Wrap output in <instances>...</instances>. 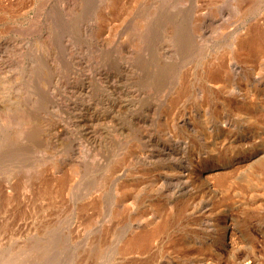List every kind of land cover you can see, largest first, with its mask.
I'll use <instances>...</instances> for the list:
<instances>
[{"label":"rangeland","instance_id":"1","mask_svg":"<svg viewBox=\"0 0 264 264\" xmlns=\"http://www.w3.org/2000/svg\"><path fill=\"white\" fill-rule=\"evenodd\" d=\"M254 25L264 0H0V264H264V51L241 50ZM158 220L160 237L123 251ZM220 221L242 230L213 256Z\"/></svg>","mask_w":264,"mask_h":264},{"label":"bare ground","instance_id":"2","mask_svg":"<svg viewBox=\"0 0 264 264\" xmlns=\"http://www.w3.org/2000/svg\"><path fill=\"white\" fill-rule=\"evenodd\" d=\"M242 40V39H241ZM242 47H241V50L243 51V53L242 54H244L245 55V57L247 58V57H253L254 55L256 56V58L258 57V55H260V54H262L263 53V51H264V27L263 26H259V25H254V26H252L251 28H250V31H249V33H248V35L246 36V38L243 40V42H242ZM17 51V50H16ZM254 56V57H255ZM250 67H252L251 69H252V71H255V69H258L259 68V66L258 65H256V64H254L253 63V66H251L250 65ZM20 68V67H19ZM215 69V68H214ZM13 70V69H12ZM215 71V70H214ZM260 71V70H259ZM216 72V71H215ZM31 75V74H30ZM21 76V75H20ZM215 76V75H214ZM212 77V76H211ZM212 78H214V77H212ZM216 78V77H215ZM46 82V81H45ZM228 82H229V80H228ZM246 87V86H245ZM249 87V86H248ZM255 87V86H254ZM39 88V87H38ZM246 89V88H245ZM254 89V88H253ZM252 88H250V91L251 90H253ZM32 90V89H31ZM243 92V91H242ZM247 93V92H246ZM258 93V92H257ZM12 95V94H11ZM10 95V96H11ZM209 96V95H208ZM251 96V95H250ZM255 96V95H254ZM253 97V96H252ZM257 97V96H256ZM209 98V97H208ZM252 99V98H251ZM207 100V99H206ZM204 103V102H203ZM202 103V104H203ZM207 103V102H206ZM212 103V102H211ZM208 104V103H207ZM251 105V104H250ZM201 107H202V105H200ZM215 107V106H214ZM15 109V108H14ZM203 110V109H202ZM1 111V110H0ZM6 111V110H5ZM11 111V110H10ZM209 111V110H208ZM221 112V111H220ZM10 113V112H9ZM2 114H4V113H2ZM6 114V113H5ZM27 114V113H26ZM25 113H24V115H26ZM211 114V112L209 113V115ZM220 114V113H219ZM1 115V114H0ZM10 114H8L7 116H9ZM30 115V114H29ZM204 115V114H203ZM207 115V114H206ZM222 115V114H221ZM4 116V115H3ZM6 116V115H5ZM211 116V115H210ZM214 116V115H213ZM256 116V115H255ZM21 117H22V115H21ZM26 117H27V115H26ZM30 117V116H29ZM26 118V120H25V118H24V120L25 121H23V123H22V125H28L29 124V126H25L26 127V129L28 130L27 132H28V134L30 133L29 131H30V127L32 128V127H34V125H30V122H31V120H29L30 118ZM215 117V116H214ZM8 118V117H7ZM18 118V117H17ZM32 118V117H31ZM213 118V117H212ZM3 119V118H2ZM1 119V120H2ZM4 119H6V118H4ZM3 119V120H4ZM23 119V118H22ZM51 119V118H50ZM204 119V118H203ZM11 120V119H10ZM33 120V119H32ZM218 120H220V118H218ZM252 120H255V119H253L252 118ZM258 120V119H257ZM7 121V120H6ZM21 121V120H20ZM37 121V120H36ZM4 122V121H3ZM250 122V121H249ZM248 122V123H249ZM252 122V121H251ZM7 123V122H6ZM5 123V124H6ZM9 123V122H8ZM7 123V124H8ZM31 123H33V121L31 122ZM35 123V122H34ZM33 123V124H34ZM260 123V122H259ZM13 124V123H12ZM204 124V123H203ZM15 125H18V124H15ZM21 125V124H20ZM35 125H37V124H35ZM246 125V124H245ZM254 125H256V124H254ZM259 125H261V124H259ZM6 126V125H5ZM11 126V125H10ZM12 126H14V125H12ZM8 127H9V125H8ZM40 127V126H39ZM43 128H45V127H43ZM211 128V127H210ZM17 129V128H16ZM19 130H20V132H21V134H22V137H23V133H24V130L21 128V126L18 128ZM213 130V129H212ZM211 130V131H212ZM4 131V130H3ZM6 131V130H5ZM31 131H35V129H32ZM48 131V130H47ZM217 131V130H216ZM13 132V131H12ZM226 131L225 130H223L222 129V134H224ZM9 133V132H8ZM7 133V134H8ZM13 133H16V131L15 132H13ZM35 133V132H34ZM211 133V132H210ZM21 134H18V135H21ZM12 135V134H11ZM16 137H18V138H20V136H18L17 134H14ZM26 135V134H25ZM14 136V137H15ZM21 137V138H22ZM204 137V136H203ZM24 138V137H23ZM214 139V138H213ZM209 143V142H208ZM215 143V142H214ZM207 144V143H206ZM209 145V144H208ZM140 147V146H139ZM214 147H216V146H214ZM144 149V148H143ZM213 149V148H212ZM211 149V150H212ZM140 151H141V149H139ZM148 153V152H147ZM163 153V152H162ZM149 154V153H148ZM143 155V154H142ZM170 155V154H169ZM145 156H147L146 155V152H145ZM161 156V155H160ZM159 156V157H160ZM155 157V156H154ZM153 157V158H154ZM168 157V156H167ZM143 158H144V156H143ZM147 158H149V157H147ZM157 158H158V156H157ZM255 158H257V155L256 154H252L251 156H248V157H245V161H244V164H243V166L244 165H249L251 162H253V160L255 159ZM154 159H156V158H154ZM164 159V158H163ZM211 159V158H210ZM123 160V159H122ZM212 160V159H211ZM141 161V160H140ZM144 161V160H143ZM148 161V160H147ZM155 161V160H154ZM205 161V160H204ZM169 162V161H168ZM259 162H263L264 163V159H260V161ZM13 163V162H12ZM117 163V162H116ZM156 163V162H155ZM123 164V163H122ZM204 164V166L203 167H206V165L208 164V163H203ZM210 164V163H209ZM169 165V164H168ZM263 165V164H262ZM130 166V165H129ZM154 166H155V164H154ZM201 166V167H202ZM214 166V165H213ZM107 167V166H106ZM120 167V166H119ZM119 167H116L117 169L119 168ZM122 167V166H121ZM202 167V168H203ZM208 167V166H207ZM92 168H93V166H92ZM113 168V167H112ZM116 168H114L115 170H116ZM167 168H169V166L167 167ZM209 168V167H208ZM213 168V167H212ZM108 169V168H107ZM111 169V168H110ZM109 169V172H111L112 170H110ZM121 169V168H120ZM200 169V168H199ZM162 170V169H161ZM200 170H202V169H200ZM199 170V171H200ZM130 171V170H129ZM164 171V170H163ZM119 172V171H118ZM132 172H133V170H132ZM142 172V171H141ZM148 172V171H147ZM73 173H74V171H73ZM112 173H114V171L112 172ZM120 173V172H119ZM129 174V173H128ZM133 174V173H132ZM200 175H199V177L200 178H202L203 180L205 179L207 182H209L210 184H211V180H212V178L209 176V175H206V174H201V172L199 173ZM259 174V173H258ZM72 175V174H71ZM113 175V174H112ZM137 175V174H136ZM159 175V174H158ZM220 175H222V174H220ZM134 176V175H133ZM142 176V175H141ZM144 176V175H143ZM219 176V175H218ZM217 176V177H218ZM259 176H261V174L259 175ZM71 177V176H70ZM130 177V176H129ZM155 177V176H154ZM214 177V176H213ZM224 177V176H223ZM223 177H218V178H216V177H214V178H216L215 179V181H216V183H219V184H224L225 183V179L223 178ZM262 177V176H261ZM139 178V177H138ZM199 178V179H200ZM202 179H200V180H202ZM68 180L69 179H67V182H68ZM109 181V180H108ZM128 181V180H127ZM131 181V180H130ZM206 181H205V183H206ZM110 182V181H109ZM120 182V181H119ZM197 182V181H196ZM195 182V183H196ZM59 183H61L62 185H63V183H66V179L64 180V179H61V180H59ZM122 183H125L124 181H122ZM154 183V182H153ZM156 183V182H155ZM213 183V182H212ZM105 184V183H104ZM193 184V183H192ZM204 184V183H203ZM208 184V183H207ZM206 184V185H207ZM114 185V184H113ZM123 185V184H122ZM122 185H120V187L122 186ZM156 185V184H155ZM161 185H163V184H161ZM189 187H191L190 185H188ZM193 186H194V184H193ZM126 187V186H125ZM196 187H198V186H196ZM214 187V186H213ZM127 188H129L128 186H127ZM211 188V187H210ZM220 188V187H219ZM222 188H224V187H222ZM125 189V188H124ZM168 189V188H167ZM194 189V188H193ZM212 189V188H211ZM225 189H226V187H225ZM119 190V189H118ZM129 190H130V188H129ZM186 191V190H185ZM192 191V190H191ZM117 192V191H116ZM119 192V191H118ZM128 192V191H127ZM131 192V191H130ZM135 192V191H134ZM229 192V191H228ZM197 193V192H196ZM122 194H124V193H122ZM129 194V193H128ZM165 194V193H164ZM200 194V193H199ZM229 194V193H228ZM119 195V194H118ZM125 195V194H124ZM118 196L119 198H117L116 197V200H115V203H114V208H113V211H112V213L110 212V217L111 218H117V215H116V212H117V209H118V207H122L123 205H126V201H132L133 202V200H132V196H133V194H131V195H128V196ZM213 195V194H212ZM230 195V194H229ZM138 196V195H137ZM198 197V196H197ZM125 198H127L126 199V201H125ZM146 197H144V199H145ZM140 199V198H139ZM143 199V198H142ZM215 199V198H214ZM259 199V198H258ZM199 200V199H198ZM261 200V199H260ZM93 201V200H92ZM96 201V200H95ZM215 201V200H214ZM213 201V202H214ZM97 202V201H96ZM100 203V202H99ZM198 203V202H197ZM257 203V202H256ZM89 204V203H88ZM98 204V203H97ZM190 204V203H189ZM93 205H94V203H93ZM199 205V204H198ZM205 205V204H204ZM213 205V204H212ZM85 206V205H84ZM81 206V208L79 209V211L80 212H82L83 210L84 211H86L87 210V207L85 206ZM98 206V205H97ZM191 206V205H190ZM211 206V205H210ZM211 207H213V206H211ZM158 208H159V206H158ZM172 208V207H171ZM203 208V207H202ZM90 209V208H89ZM100 209V208H99ZM123 209V208H122ZM176 209H178V208H176ZM190 209V208H189ZM193 209V208H192ZM210 210V209H209ZM215 210V209H214ZM100 212V214H101V210H99ZM103 211V210H102ZM111 211V210H110ZM190 211V210H189ZM149 212H146V214H148ZM172 213V212H171ZM178 213V212H177ZM206 213V212H205ZM121 214H123V213H121L120 212V215ZM175 214V213H174ZM183 214V213H182ZM79 215V214H78ZM99 215V214H98ZM97 215V216H98ZM102 215V214H101ZM186 215V214H185ZM205 215V214H204ZM210 216H211V214H209ZM97 216H96V218H97ZM171 216H173V215H171ZM224 216V215H223ZM99 217V216H98ZM108 217V216H107ZM181 217V216H180ZM188 217V216H187ZM88 218H90V217H88ZM88 218H87V220H88ZM195 218V217H194ZM91 219V218H90ZM93 219V218H92ZM91 219V220H92ZM99 219H100V217H99ZM123 219V218H122ZM174 219V218H173ZM189 219V218H188ZM217 219V218H216ZM117 220V219H116ZM205 220V219H204ZM219 220V219H218ZM235 220V219H234ZM114 221H115V219H114ZM113 221V222H114ZM125 221V220H124ZM166 221V220H165ZM165 221H151V222H148L147 221V224H145V225H142V227H141V229H140V227H138L137 226V228L136 229H140V230H138V231H135L136 229H135V227H134V231L135 232H133L132 233V235H131V237L128 239V241H127V243H126V245L125 246H122L123 247V251H127L128 253H131L132 251V253H136L137 251H140V250H144L145 249V247H148V245L151 243V242H153L154 240H155V238L157 237V235L161 232V231H163L165 228H166V226H167V223L165 222ZM184 221V220H183ZM201 221V220H200ZM236 221V220H235ZM92 222V221H91ZM91 222H88V223H86V225L87 226H90L91 225ZM111 222H112V220H111ZM110 222V224H112ZM118 222V221H117ZM131 222V221H130ZM173 222V221H172ZM171 222V223H172ZM176 222V221H175ZM209 222V221H208ZM233 222V221H232ZM236 222H238V221H236ZM198 223V222H197ZM201 223V222H200ZM108 224H109V222H108ZM133 224V223H132ZM186 224H188L187 222H186ZM185 224V225H186ZM192 224V223H191ZM194 224V223H193ZM235 224V223H234ZM233 223H230V222H226V221H220V222H218V223H216L214 226H213V229H210V230H205L204 231V235H205V240L207 241V242H209V245L208 246H206V250H208V252L210 253V254H213V256H218V254H219V252L220 253H223L222 251L223 250H225L224 248V246L225 245H229V244H231V243H233V242H235L234 240H236V239H234V237H235V235H236V233L237 232H241V230H242V228H241V225L240 224H237L236 223V225H234ZM172 225V224H171ZM188 225H190V224H188ZM201 225V224H200ZM243 225V224H242ZM80 226V225H79ZM86 226V227H87ZM115 226H116V224H115ZM195 226H197V225H195ZM236 226V227H235ZM112 227H113V225H112ZM119 227V226H118ZM180 227H181V225H180ZM189 227V226H188ZM188 227H185V228H188ZM190 227H191V225H190ZM201 227H202V225H201ZM182 229V228H181ZM194 229V228H193ZM169 230V229H168ZM189 230V229H188ZM186 231V230H185ZM171 232V231H170ZM193 232H195V230H193V231H191V234H193ZM184 234V233H183ZM262 234H264V233H262ZM160 235V234H159ZM158 235V236H159ZM198 235V234H197ZM176 236V235H175ZM237 236V235H236ZM54 237V236H53ZM160 237V236H159ZM173 237V236H172ZM182 237V236H181ZM196 237V236H195ZM204 238V237H203ZM181 239V238H180ZM195 239V238H194ZM177 240V239H176ZM186 240V239H185ZM184 240V241H185ZM192 240V239H191ZM202 240H204V239H202ZM89 241V240H88ZM182 241V240H181ZM237 241V240H236ZM167 242H169V241H167ZM183 242V241H182ZM181 242V243H182ZM206 242V243H207ZM180 243V242H179ZM188 244H189V242H187ZM205 243V244H206ZM239 243V242H238ZM188 244H186V245H188ZM234 244V243H233ZM236 244H237V242H236ZM235 245V244H234ZM241 245V244H240ZM252 245V244H251ZM176 246V245H175ZM177 247V246H176ZM179 247H180V245H179ZM26 248V247H25ZM174 248V247H173ZM191 248H193V247H191ZM182 249V248H181ZM187 249V248H186ZM205 249V248H204ZM129 250H130V252H129ZM177 250V249H176ZM197 250V249H196ZM47 251V250H46ZM189 251V250H188ZM192 251V250H191ZM144 252V251H143ZM180 252V251H179ZM184 253V252H183ZM195 253V252H194ZM227 252H225V254H226ZM231 253H232V251H231ZM230 253V254H231ZM182 254V253H181ZM192 254V253H191ZM236 254V253H235ZM127 255V254H126ZM132 255V254H131ZM178 256H179V253H178ZM185 256V255H184ZM221 256V255H220ZM238 256V255H237ZM182 257V256H181ZM9 258H11V257H9ZM16 258V257H15ZM14 258V259H15ZM175 258V257H174ZM190 258V257H189ZM202 258V257H201ZM198 258L199 260H197V257L196 258H194V263L195 262H202L201 264H205L204 262H205V260H204V258ZM250 258V257H249ZM13 259V260H14ZM211 259V258H210ZM219 259V258H218ZM217 259V260H218ZM235 258H233V260H234ZM83 260V259H82ZM181 260V259H180ZM204 260V261H203ZM212 260V259H211ZM213 260H215V259H213ZM254 260V259H253ZM92 261V260H91ZM231 261V260H230ZM238 262H235V264H252L253 263V261L252 260H250V261H252V262H250V261H248L247 260V257L246 258H240V260H237ZM255 261V260H254ZM8 262V261H7ZM208 262V261H207ZM207 262H206V264H207ZM213 262V261H212ZM192 263V262H191ZM209 263V262H208ZM214 263V262H213ZM215 263H216V260H215ZM219 263V262H218ZM89 264V263H88ZM182 264V263H181Z\"/></svg>","mask_w":264,"mask_h":264}]
</instances>
